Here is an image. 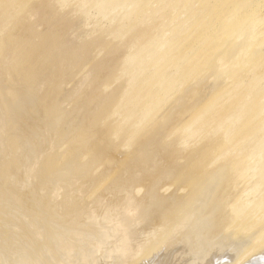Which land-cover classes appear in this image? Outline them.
Instances as JSON below:
<instances>
[{"label": "rangeland", "instance_id": "rangeland-1", "mask_svg": "<svg viewBox=\"0 0 264 264\" xmlns=\"http://www.w3.org/2000/svg\"><path fill=\"white\" fill-rule=\"evenodd\" d=\"M105 1L107 2V6L110 7V12L109 10L105 13L101 12L99 9L101 2L99 0V3H94L93 0H0V113L2 112L1 114L4 117H1L2 115L0 114V241H4V243L0 242V246L7 245L4 248H8L6 250H11L12 252L10 251L9 253L5 250L4 254L15 256L14 261L18 264H24V259L27 261L26 264H55L52 262H56V264H90L88 262L91 261L92 263V260L101 264H137L140 261L139 259L148 252V250L145 252L144 249L151 248L152 244L155 243L156 235H153V233L158 234L161 230L163 232V227L160 230L162 225H169L164 226L168 227L165 229H169L175 225L173 222L171 223L174 219L167 222L173 215V212L168 210L170 213L167 212L169 213L167 214L166 211L169 209L167 208L169 206L166 205H163L167 208L166 211L164 210L166 217L164 218L165 215L163 214V209L165 208L161 205L163 209L160 210L163 212V218L161 216L157 222L155 221L156 214L158 215L160 210L158 209L157 212V209L154 210L156 208L154 206H156V203L157 206L159 204L155 200L156 196L152 195L153 198L151 194L148 196L147 193L152 184V181L149 182L147 177L156 179V172L154 171H156V160L159 158V154L157 155L158 147L171 145V142L172 145L174 144L173 148L175 150L179 146L177 152H180L174 153V159L182 163V161L186 160L187 153L195 145L199 147L204 143L205 146L208 144H205L207 140L208 142L211 141L210 135L213 137V134L217 132V129L214 128L215 125L221 124L224 118L228 119L231 117L235 103L236 106H239L240 102L241 110L247 107L249 109L253 105L250 108H253V112L250 114V109L247 110V114L250 115H246L237 127L245 130H254L256 127L263 129L264 126V0ZM122 2H125L126 6L120 7L118 5ZM256 19L258 20L257 26L259 32H257L256 39L251 47L253 50H249L251 54H248V62H246L239 72L237 71L232 76L229 75L231 77L222 75L226 77L225 80L220 75L221 79L214 77L215 74L212 76L213 70L208 68V71V69L202 68L209 62L213 53L221 47L222 44L220 45V43L223 40L232 37V34L237 33L239 28L244 25L247 27ZM234 27L237 28V31ZM137 29L140 30L138 33H136ZM135 36L137 41L135 40ZM126 40L129 43H126ZM138 40L144 45L140 46L141 44ZM133 48L134 50H136L135 48L139 49L134 51L139 56L135 57ZM128 50H130L131 56L127 57L129 55V53H126ZM141 50L143 51L141 52ZM254 54L257 56L255 57ZM133 55L136 59L132 57ZM142 55L144 57L147 56L145 60L141 61L143 64L138 67L134 66L132 58L136 61L138 57L142 58ZM224 55L222 56L226 58V53ZM127 58L132 61L129 62ZM121 59L124 61H121ZM130 64L133 66H130ZM123 68H126V71L128 70L127 74H125ZM202 69L203 71H201ZM205 70L207 75L204 74ZM201 72L203 75H201ZM128 74L130 77H128ZM198 76L200 77L199 79ZM208 76L211 77V81L207 80ZM216 76L219 77L218 75ZM215 78L216 83L214 84ZM132 79L133 83L129 82ZM208 81L211 83L209 84ZM13 82L14 84H12ZM124 84L126 88H124ZM220 85L221 88L219 87ZM192 86L195 89H199L198 91L196 90L197 93H190L191 96L188 92L185 93V90H191ZM200 86L202 87L200 88ZM114 92L116 93L115 95L113 94ZM119 92L123 94V97ZM182 93L185 96L188 94L186 98H184L185 96ZM104 95L105 97L110 96L109 100L100 103L99 98ZM120 97L122 98L119 102L120 107L123 105L122 100H126V102L124 101L125 106L121 109H127L126 106H129V102H131L130 105L138 103V107L134 106L135 110L132 108L133 110L131 109L130 112L131 114L134 112L136 115L138 114L137 119H130V121L133 119V123L128 121L129 118L125 119L126 113L129 114L126 110L124 117H121V115L116 116L121 113L124 114L123 112L119 113V111H122L121 109L116 108V110L118 109L116 111L118 114L114 113V108L118 103V101L117 103L114 101L116 99L120 100ZM182 98L185 102L188 101L185 103ZM248 98L249 100L256 99L248 106L247 103L251 102ZM111 99H114V101L110 102ZM127 99L129 100L128 103ZM243 100L247 101L246 104ZM182 101L184 103L181 106L178 103H182ZM106 103L113 105H107V109H105L106 107L103 109ZM211 104H215L216 107L214 105L215 108L213 109ZM232 105L233 109H231ZM199 106L204 109L208 108V110L212 108L211 117L215 119L211 123L210 120L207 123L209 118L207 119L203 115H200V117L207 120L206 123L204 119V122L202 121L205 123H202L203 126L202 124L200 125L201 127L195 124L193 125L195 129L189 125L190 128H187L188 126L185 122L194 118L195 114H193L194 116L191 114L194 113L195 109H200L197 108ZM206 106L207 108H205ZM238 106L237 109L235 108L236 111L239 110ZM174 107L177 110H173ZM128 108H131V106ZM167 108H170V112L173 110L176 113L179 109L180 113L178 112L174 117L172 116L173 121H169L168 119L162 130L158 131L156 130L157 124H161L160 122L166 120L163 118V114ZM204 109L200 110L208 115L210 112ZM198 113L201 114L199 110ZM135 114H133V117H136L134 116ZM206 114L204 115L207 116ZM129 116L132 117V115H126V117ZM121 118L124 120H121ZM120 120L124 122L122 123ZM119 121L121 123L118 127ZM193 121L195 119L191 120V123ZM116 123L117 126H115ZM124 123L125 125H123ZM191 123L189 122L190 125ZM4 124L5 126H3ZM131 124H133V128ZM134 124L139 125L135 126ZM207 124H209V128L211 129L206 128ZM183 125L187 127L183 129ZM218 126L217 128L220 129L221 127ZM87 127L95 130L88 132L89 129L86 130ZM118 128L122 130L120 131ZM180 128L183 131L185 130V132L186 130L191 131L193 129L192 132L188 131L186 135L190 136L191 134L192 136L194 134V136H190L187 139L188 137L184 132V136L187 137L184 138L183 133L179 134ZM96 129H105L103 137L106 138L102 137L103 130H100L98 133ZM179 129L180 131H178ZM206 129L210 134L206 133ZM212 129L216 131H212ZM164 131L165 133H163ZM158 132L162 134H160V137H158ZM100 133H102L101 140L103 141L104 139L105 142H109L111 147L96 149L97 159H92V150H90L92 146H89L88 142L91 143L92 135L94 137L95 134L97 136ZM128 133L129 135H127ZM170 133L174 139L176 137L178 139L182 135L179 140L175 139L173 143ZM175 135L177 136L175 137ZM22 138L26 145L20 142ZM181 140L183 141L179 142ZM176 142H179V145ZM214 143L217 142L211 141L208 146L204 147H208V150L204 151L206 152L205 158L207 152V157L210 155L208 157L209 160L210 157L214 159L215 155H217L216 151L218 149L216 150V148L219 145L216 144V147ZM144 144L147 147H144L146 146ZM198 147L195 146V150ZM23 148L43 150L40 155L41 159L39 160L41 161L39 166L43 160L45 165L47 162L46 171L42 168L46 174L34 166L33 159L35 157L27 158L23 156ZM147 148L150 151L146 152ZM110 150L111 152H109ZM204 151H201V153ZM159 152L161 153L162 150ZM201 153H196V157H201L199 159H203L204 162L206 160L207 165L205 166L206 163L203 160H195L198 163V166L195 165V169L199 167L198 171H201L205 167V169H208L207 166L211 163L207 161V158L204 159V155ZM210 153L215 155L212 156ZM193 156L191 159L189 158L190 163L188 161L187 165H183L184 167L186 166L185 168L188 169L191 164V167L194 169L192 165L195 164L194 158L196 159V157L195 155ZM216 157L218 158V155ZM132 158H136L137 160L135 159V162H133L134 159ZM120 160L122 161L121 163ZM214 161L216 164L218 163L216 158ZM199 162H203L202 164L205 167L201 168L202 164ZM211 165H209L210 168L213 166ZM191 167L190 169L192 170ZM130 168L134 169V174L136 173L135 186L130 185L132 187H130L129 192L127 188H123L124 185H120L113 190L115 184L112 185V182L118 178L117 172L121 174L127 169L130 170ZM36 169H39L41 172ZM157 169L160 173L163 170L160 166ZM148 173L151 174L148 176ZM142 174L147 177L141 179ZM195 174L194 172V175L189 176L190 179L187 178L188 175L186 176V174L181 178H178L180 176H170L167 178L163 176L161 178L163 181L160 183L162 185L161 188L165 191L162 193V189L160 188V193L165 194L164 196L170 204L178 196L182 195L184 197L191 188L192 182L195 179L194 176L197 177ZM125 175L124 177H128V173ZM157 188L155 185L151 189L154 192H152L153 194H156ZM180 188L181 190L182 188L185 189L180 191ZM45 190L49 193L47 194L49 196L46 195L47 199H51V202L54 201L51 204L54 208L52 206L47 208L43 205L42 202L44 200L42 199L46 197ZM64 193L67 195L69 205L75 202V206L78 203H80L78 204L80 206L75 207L72 204L70 206L73 207L66 209L57 208L58 205H63V202H60V198ZM151 197L155 204L151 203ZM131 202L135 203L130 205ZM140 206L143 211H140ZM124 212L127 215L129 214L132 219L128 228H131L133 225L135 227H132L134 229L133 232H136L139 227H146V230L151 229L153 231L152 235L155 237L146 238L145 235L142 236L145 232L144 230L142 234L138 233L142 237H140L139 241L134 233L126 230L127 228H125L127 233L118 231L121 232L120 235L118 233V236L117 232L116 234L112 232L111 237L114 239L110 238L112 242L120 238H132V240H129L128 245H134L135 252L133 254L136 256L134 257L133 254H122L120 261L114 262L112 259L104 260L101 257L105 253L104 248L106 247L104 245L109 246L110 243H105L100 238L110 233L107 231L120 227L118 224L123 226L121 220L122 216L124 218ZM161 212L159 213L160 215ZM168 215L170 216L168 217ZM139 216L142 219L140 221ZM146 218H151L148 221L149 224H146ZM152 219L156 224L151 221ZM96 225L99 227L97 228ZM100 226L102 229H100ZM92 227H94L93 229L96 230V233L92 230ZM61 228L64 230H60ZM103 229L106 233L104 231L102 233H100L101 231L99 232V230ZM67 232L68 234H65ZM6 235H9L8 239L5 237ZM3 237L9 240V242L6 239H1ZM46 237H50L49 240ZM44 239L47 240L46 243H44ZM93 239H97V243ZM153 239L155 240L153 241ZM40 240L42 241L41 243ZM133 240L139 242L136 241L135 243ZM85 243H87V248L83 247ZM93 243L95 246L92 245ZM98 243L105 244L102 246ZM140 243L141 245H139ZM96 244L97 246L100 245L98 246L99 248L96 247ZM11 246H14V249ZM57 246L61 251L55 253L57 252L55 250L58 248ZM101 246L103 249H101ZM111 246L113 250L115 248L114 244L112 243ZM143 246H145L144 249L142 248ZM24 248L26 250L27 248L30 249L29 252L28 250L25 251L29 255H25L24 252L22 255L18 253L24 250ZM89 248L93 249L92 252L95 253L90 255L91 251ZM139 248H142V251ZM88 249L90 253L89 251L86 252ZM138 249L139 252L137 251ZM82 250H85V255L89 253V260H87L88 258ZM80 251L85 256L82 259L80 257L77 258ZM57 254H60L59 257H56ZM132 256L134 257L133 259ZM2 263L1 261L0 264Z\"/></svg>", "mask_w": 264, "mask_h": 264}, {"label": "bare ground", "instance_id": "bare-ground-1", "mask_svg": "<svg viewBox=\"0 0 264 264\" xmlns=\"http://www.w3.org/2000/svg\"><path fill=\"white\" fill-rule=\"evenodd\" d=\"M93 2L94 3H97L98 2V0H93ZM99 2H101L100 3V5H99V9L101 10V12H106L107 10H109V6H107V2L105 1V0H99ZM98 2V3H99ZM118 5H120V7H124V6H126V3L125 2H122V3H119ZM112 6V5H111ZM114 7H116V6H114ZM111 9H113V8H111ZM109 12H110V10H109ZM249 14V13H248ZM103 15V14H102ZM251 17V16H250ZM225 19V18H224ZM251 19V18H250ZM220 20V19H219ZM228 21V20H227ZM220 22V21H219ZM218 22V23H219ZM244 22V21H243ZM247 23V22H246ZM244 24V23H243ZM240 25V24H239ZM248 25V24H247ZM258 20L256 19V20H254L253 22H251L247 27H245L246 25H244L243 27H241V28H239V31H237V28L236 27H234V28H236V31H237V33L235 32V34H232V37H230V38H227V39H225V38H223V39H225V40H223V42L222 43H220V45H221V47L218 49V50H216L214 53H213V56L211 57V59L209 60V62L206 64V66L205 67H202L203 69L204 68H206V70L209 68L210 70H213V73H212V76H213V74H215V76L214 77H216V78H219V79H221L220 78V76L223 78H225V80H226V77L225 76H229V75H234V74H236L237 73V71L239 72V70L242 68V67H244V65L246 64V62H248L247 61V59H249L248 58V54L250 53L249 52V50L250 49H252L251 47H252V45L254 44V40L256 39V36H257V32H259V29H258ZM242 26V25H241ZM220 28H221V26H219ZM239 27V26H238ZM139 29H141V28H139ZM139 29H137V32L136 33H138V31H140ZM136 30V29H135ZM217 31H219L218 29H217ZM226 33H228V32H226ZM224 35V34H223ZM234 35V36H233ZM137 36V35H136ZM136 36H135V40L137 41V39H136ZM226 36V35H225ZM229 36V35H228ZM138 37V36H137ZM223 37V36H222ZM261 37V36H260ZM127 38V37H126ZM125 38V39H126ZM129 38H130V36H129ZM128 38V39H129ZM134 38V37H133ZM124 39V40H125ZM131 39H132V37H131ZM139 39V38H138ZM123 40V41H124ZM221 40V39H220ZM120 41H122V40H120ZM125 42V41H124ZM129 43V41H127L126 40V43ZM138 42L141 44V41L140 40H138ZM253 42V43H252ZM123 43V42H122ZM217 43V42H216ZM219 43V42H218ZM124 44V43H123ZM143 44V43H142ZM142 44L140 45V46H142ZM128 45V44H127ZM144 45V44H143ZM218 45V44H217ZM42 46V45H41ZM124 46V45H123ZM126 48H127V46H125ZM208 48V47H207ZM254 48V47H253ZM131 49V48H130ZM136 50H139V49H137V48H135ZM143 49V48H142ZM133 50V52L134 51H136V50H134V48L132 49ZM253 50V49H252ZM143 50H141V52H142ZM256 51V50H255ZM126 52V51H125ZM130 52V50H128L126 53L128 54ZM221 52H222V54H221ZM253 52V51H252ZM136 53H139V52H136ZM144 53H145V51H144ZM224 53H226V55H227V57L225 58V57H223L222 55H224ZM256 53V52H255ZM260 53V52H259ZM125 54V53H124ZM123 54V55H124ZM131 53H129V55H127V57L128 56H131L130 55ZM133 54H135V52L133 53ZM251 54V53H250ZM257 54V53H256ZM138 55V54H137ZM137 55L135 54V57H137ZM38 56V55H37ZM139 56V55H138ZM225 56V55H224ZM252 56H253V53H252ZM254 56H255V54H254ZM257 56V55H256ZM255 56V57H256ZM122 57V56H121ZM132 57H134V55L132 56ZM131 57V58H132ZM134 57V58H135ZM147 57V56H146ZM146 57H144V55H142V58L141 57H138V59L135 61L133 58H132V60L134 61V62H132V64L134 65V66H140V65H142L143 63L141 62L142 60H145V58ZM37 58V57H36ZM125 58H126V55H125ZM124 58V59H125ZM130 58V57H129ZM225 58V59H224ZM128 59V58H127ZM136 59V58H135ZM123 59H121V61H122ZM129 60V59H128ZM131 60V61H132ZM107 61V60H106ZM124 61V60H123ZM130 60H129V62H131ZM36 64V63H35ZM108 64V63H107ZM109 65V64H108ZM133 65H131L130 64V66H133ZM123 66V65H122ZM204 66V65H203ZM248 66V65H247ZM126 67V66H125ZM145 68V67H144ZM22 69H23V67H22ZM26 69H27V67H26ZM31 69V68H30ZM124 69V68H123ZM143 69V68H142ZM203 69L201 70V71H203ZM209 69H208V71H209ZM121 70H122V68H121ZM133 70V69H132ZM131 70V71H132ZM138 70V69H137ZM141 70V69H140ZM206 70L204 71L205 73L204 74H206L207 72H206ZM20 71H21V69H20ZM19 71V72H20ZM130 71V70H129ZM18 72V73H19ZM22 72V71H21ZM37 72V71H36ZM119 72V71H118ZM117 72V73H118ZM120 72H122V71H120ZM124 72H125V74H127L128 73V70L126 71V68L124 69ZM138 72H139V70H138ZM141 72H142V70H141ZM26 73V72H25ZM116 73V74H117ZM202 73V72H201ZM121 74V73H120ZM122 74L124 75V73L122 72ZM136 74H137V72H136ZM199 74V73H198ZM209 74V73H208ZM201 75H203V73L201 74ZM207 75V74H206ZM210 75H211V73H210ZM216 75H220L219 77H217ZM222 75H225V76H222ZM34 76V75H33ZM131 76H133V75H131ZM199 76H200V74H199ZM198 76V79L200 78ZM231 76H229V77H231ZM35 77V76H34ZM128 77H130V75L128 74ZM206 77V76H205ZM229 77H227L228 79H229ZM36 78V77H35ZM34 78V79H35ZM115 78H116V76H115ZM121 78V77H120ZM133 78H134V76H133ZM203 78V77H202ZM210 78L211 77H207V80L209 79L210 80ZM216 78H215V81H214V84L216 83ZM238 78V77H237ZM118 79V78H117ZM117 79H115V80H117ZM123 79V78H122ZM130 79V78H129ZM135 79V78H134ZM233 79V78H232ZM18 80H20V79H18ZM114 80V79H113ZM119 80V79H118ZM128 80V79H127ZM206 80V81H207ZM214 80V79H213ZM218 80V79H217ZM121 81V80H120ZM205 81V82H206ZM211 81V80H210ZM116 82H118V81H116ZM124 82V81H123ZM129 82H132L133 83V79H132V81H130L129 80ZM209 82V81H208ZM218 82V81H217ZM125 83V82H124ZM194 83V82H193ZM195 83H196V79H195ZM201 83V82H200ZM211 82H209V84H210ZM225 83V82H224ZM12 84H14V82L12 83ZM36 84V83H35ZM23 85V84H22ZM115 85H116V83H115ZM125 85V84H124ZM126 85H127V83H126ZM126 85L124 86V88H126ZM198 85V84H197ZM196 85V86H197ZM200 85V84H199ZM222 85V84H221ZM221 85L219 86L220 88H221ZM30 86V85H29ZM32 86V85H31ZM41 86V85H40ZM190 86V85H189ZM194 86V85H193ZM192 86V87H193ZM202 86H203V83H202ZM202 86H200V88L202 87ZM212 86H213V83H212ZM215 86V85H214ZM217 86H218V84H217ZM37 87V86H36ZM35 87V88H36ZM122 87V86H121ZM204 87V86H203ZM124 88H123V91H124ZM187 88V87H186ZM185 88V89H186ZM199 89V88H198ZM198 89L196 88H192L191 90L189 89V91H186L185 90V93L186 92H188V94H193L192 92H194V93H197V91H198ZM197 90V91H196ZM201 90V89H200ZM23 91V90H22ZM27 91V90H26ZM119 91V90H118ZM121 91V90H120ZM209 91V90H208ZM122 92V91H121ZM202 92V91H201ZM207 92V91H206ZM211 92V91H210ZM212 92H213V90H212ZM212 92H211V94H212ZM142 93V92H141ZM200 93V92H199ZM36 94V93H35ZM114 95L116 94L115 92L113 93ZM119 94H120V92H119ZM183 94V93H182ZM187 94V95H188ZM190 94V95H191ZM120 95H122V97H123V94H120ZM184 95V94H183ZM186 95V96H187ZM118 96V95H117ZM137 96H138V94H137ZM181 97H182V95H180ZM185 96V95H184ZM186 96L184 97V98H186ZM192 96V95H191ZM109 97L110 96H107V97H105V95L104 96H101L100 98H99V101H100V103H104V102H107L108 100H109ZM116 97V96H115ZM139 97V96H138ZM137 97V98H138ZM254 97H256V96H254ZM20 98V97H19ZM36 98H37V96H36ZM188 98V97H187ZM206 98V97H205ZM251 98H252V96H251ZM121 97H120V100H117L116 99V101H114V99H111L110 100V102L111 101H114V102H116L117 103V101H118V103H117V105H116V107L114 108V106H113V108L115 109L114 111V113H117L116 111H118V109L120 110L123 106H125V102H126V100H122V103H123V105L120 107L119 106V102L121 101ZM131 99L133 100V98L131 97ZM178 99V98H177ZM176 99V100H177ZM180 99V98H179ZM183 99V98H182ZM197 99H199V98H197ZM196 99V100H197ZM209 99V98H208ZM236 99V98H235ZM247 99V98H246ZM256 98H253V99H250L251 100V102H249L250 100H249V98H248V102L249 103H247L248 104V106H249V104L251 105L252 104V102H254V100H255ZM135 100V99H134ZM187 100V99H186ZM201 100H202V98H201ZM125 101V102H124ZM137 101H139V100H137ZM183 101L185 102V100L183 99ZM182 101V103H178V104H183L184 102ZM188 101V100H187ZM186 101V102H187ZM240 101H242V100H240ZM244 101V100H243ZM22 102V101H21ZM129 102V100L127 99V103ZM133 102H135V101H133ZM132 102V103H133ZM179 102V101H178ZM180 102H181V100H180ZM185 102V103H186ZM200 102V101H199ZM238 102H239V100H238ZM246 100L244 101V103L246 104ZM126 103V105H128ZM130 104H131V102H129ZM136 103V102H135ZM174 103H175V101H174ZM173 103V104H174ZM243 103V102H242ZM244 103H243V105H244ZM1 104V103H0ZM129 104V106H131V108H128L127 106H126V108L127 109H129V110H127V109H125V108H123V109H121L122 111H119V113L120 112H123L124 114H118V115H116V116H120L121 115V117L123 116L124 117V115H125V110L127 111V112H129V114H127L126 113V115H132V117L131 116H129V117H126V115H125V119L126 118H129L128 119V121L129 122H132L133 121V119L134 118H136L137 119V117H138V114L136 115L135 114V112L133 113V114H135L134 116H136V117H133V114H131L130 112H131V109L133 108L134 109V106L135 107H138V103H136L135 105L134 104H132V105H130ZM188 104V103H187ZM240 104H241V102H240ZM240 104H239V110L238 111H236L235 110V108L237 109V106H236V103H235V105H234V110L232 111L233 113H232V115H231V117H229L228 119H226V118H224L223 119V121L221 122V124H218V125H215V127L214 128H216L217 129V132L215 133V134H213V137H212V135H210V137H211V141L212 142H217V143H214L215 145L217 144V145H219L218 146V148H216V150L218 149V151H216V152H214L215 150H213V152L214 153H216L217 155H218V158L216 157L217 155H215V154H212V153H210V154H212V156H214L215 155V158H216V160H217V164H216V162L214 161V159H211V157H210V160H209V156L210 155H208V157H207V154H208V152H207V154H206V158L208 159L207 161H210L211 163H209V165L210 164H212L211 166V168L209 167V165L207 166L208 167V169H205L206 167V165H207V163H206V160H205V162H204V160L203 159H199V158H201V157H196V153H201V151H204V150H208V147L207 148H204L205 146H208L209 145V143H211V141H209L208 142V140H207V142L205 143V144H207V145H205L204 146V143L201 145V146H199L198 147V145H195L196 147H198L196 150H195V146L192 148V149H194L193 151H191L190 150V152L189 153H187L188 155L185 157V159L186 160H184V161H182V163L179 161H176L175 159H174V153L175 152H177V148L179 147H175L176 148V150L173 148V146H174V144L172 145V142H171V145H165V146H163V147H158V142H157V147H158V149H157V155L159 156V158H157V160H156V171H154V172H156V179L155 178H153V177H147V176H145L144 174H142L141 175V179H143V178H145V177H147L148 179H149V182H151L152 181V184L150 185V188H149V191L147 192L148 193V196H150V194H151V196L152 195H154V196H156V201H158V206H157V203H156V206H154V207H156L154 210H156L157 209V212H158V209L160 210H162L163 209V207L165 208L166 206H169V207H167V208H169V209H167V208H165V209H163V211L165 210L166 211V209H167V211H166V213L167 212H173L172 214V216H171V218L167 221V222H169V221H171L172 219H174L173 221H171V223L173 222L175 225L174 226H172V227H170L169 229H165V228H168V227H164V226H169V225H167V224H165V225H162L161 226V228H160V230L162 229V227L164 228V230H163V232H162V230L158 233V234H155V233H153V235H156V237L155 236H153L152 235V230L151 229H148V230H146L145 228L146 227H139L137 230H136V232H133L134 231V229L133 228H135V227H133V225H132V227L131 228H128L129 227V225H130V223H131V221H132V219L130 218V215L128 214H125V212L123 213L124 214V218H123V216H122V225L123 226H121V225H119L118 224V226H120V227H116V228H114V229H111L112 231H107V232H110L109 234H106L104 237H102V238H100L101 239V241H103V242H105V243H110L109 244V246L107 245V246H105L104 245V247H106V248H104V252H102V253H104V256H101L102 257V259H112V260H114V262L116 261H120L121 259H120V257L122 256V254H130V255H132L135 251H134V245H128V243H129V240H132V238L130 239V237L127 239V238H125V239H119V240H115L114 242H112L111 241V239L110 238H112L111 237V234H112V232L114 233V234H116V232H117V236H118V233H119V235H120V233L121 232H118V231H122V232H124V233H127V231L128 232H132V233H134V235H135V237L137 236L138 237V240L140 239V237L141 236H139V234H142V232L145 230V232L142 234V236L143 235H145V237L147 238V237H151L152 238V236L153 237H155L156 238V241H154L155 239H153V241L155 242V243H153V241H151L153 244H155V245H153L152 244V247H151V245H149L151 248H149V249H144L145 248V246H143L142 248L144 249V251L145 252H147V250H148V252L142 257V258H140L139 260V262L137 263V264H264V126H263V129H260V128H258V127H256V128H258V129H254V130H245V129H243V128H241V127H237L238 126V124H239V122H242V119L246 116V115H248L247 113H248V111L247 110H249L253 105H251L250 106V108L248 109V107L245 109V108H243V110H241V108L242 107H240ZM19 105H21V104H19ZM24 105V104H23ZM107 105H110V104H108V103H106L105 105H104V107H103V109L107 106ZM111 105H113V104H111ZM110 105V106H111ZM137 105V106H136ZM172 105V104H171ZM196 105V104H195ZM212 105V108L214 109L215 107H216V105L215 104H211ZM214 105H215V107H214ZM2 106V105H1ZM170 106V105H169ZM177 106H179V105H177ZM182 106V105H181ZM210 106V105H209ZM10 107V106H9ZM120 107V108H119ZM172 108H173V106H171ZM184 107V106H183ZM189 107H190V105H189ZM233 107V105L231 106V109H233L232 108ZM246 107V106H245ZM110 108V107H109ZM116 108H118L117 110H116ZM197 108H200V106L199 107H197ZM205 108H207V106L205 107ZM212 108H210L209 110H208V108L207 109H204V108H200V109H204V110H208L210 113H208V115L210 116H208L206 113H204V112H202L200 109H198L199 111H200V113L201 114H199L198 113V110H196L195 109V111H194V113H192L191 115H193V114H195V116H194V118H191L190 119V121L188 120V122L186 121L185 122V124L188 126H192L193 127V125H201L203 122H204V119L205 118H209L208 119V122L207 123H209V120H210V123H211V121L212 120H214L215 118L214 117H211V111H212ZM105 109H107V107L105 108ZM132 109V110H133ZM177 110V108H175L174 107V109L173 110ZM184 109V108H183ZM217 109V108H216ZM215 109V110H216ZM1 110V109H0ZM26 110V109H25ZM28 110H29V108H28ZM110 110V109H109ZM135 110V109H134ZM170 110V108L168 109L167 108V110H166V112H164V114H163V118H165L166 120L165 121H163V122H160L161 124H157V128H156V130H158V131H160V130H162V128L166 125V121L169 119V121L170 120H172L173 121V117L179 112V109H178V112L176 113V111H169ZM186 110V109H185ZM218 111H219V109H217ZM216 110V112H218ZM16 111H18V110H16ZM111 111H112V109H111ZM138 111V110H137ZM170 112V114H169V112ZM184 111V110H183ZM182 111V112H183ZM103 112V111H102ZM251 112H253V108L252 109H250V111H249V113L251 114ZM2 113V112H1ZM0 113V114H1ZM20 113V112H19ZM112 113V112H111ZM113 113V114H114ZM180 113V112H179ZM9 114V113H8ZM18 114V113H17ZM16 114V115H17ZM33 114V113H32ZM105 114V113H104ZM199 114V115H198ZM204 114H206L207 116H205ZM221 114V113H220ZM249 114V115H250ZM2 115V114H1ZM115 115V114H114ZM198 115V116H197ZM200 115H203V117H205V118H203V117H200ZM222 115V114H221ZM248 115V116H249ZM115 116V117H116ZM173 116V117H172ZM193 116H191V117H193ZM1 117H3V115L1 116ZM197 117H199V118H197ZM4 118V117H3ZM2 118V119H3ZM24 118V117H23ZM131 118H133L132 119V121H130V119ZM162 118V117H161ZM160 118V119H161ZM211 118V119H210ZM117 119V118H116ZM116 119H115V121H116ZM195 119V121H193L192 123H191V120H194ZM241 119V120H240ZM1 120V119H0ZM103 120H104V116H103ZM121 120H124L123 118H121ZM120 120V121H121ZM164 120V119H163ZM240 120V121H239ZM8 121V120H7ZM119 121V124H118V127L120 126V123L122 122H124V121H121L120 122ZM160 121V120H159ZM171 121V122H172ZM200 121V123H198ZM203 121V122H202ZM206 119H205V123H206ZM1 122H3V121H1ZM100 122V121H99ZM98 122V123H99ZM114 122V121H113ZM127 122V121H126ZM125 122V123H126ZM134 122V121H133ZM132 122V123H133ZM137 122V121H136ZM135 122V123H136ZM189 122L191 123V125L189 124ZM262 122H263V120H262ZM125 123L123 124V125H125ZM188 123V124H187ZM198 123V124H197ZM205 123H203V124H205ZM260 123H261V121H260ZM259 123V124H260ZM128 124V123H127ZM126 124V125H127ZM137 124V123H136ZM170 124V123H169ZM203 124H202V126H203ZM20 125V124H19ZM101 125H102V123H101ZM104 125V124H103ZM106 125V124H105ZM129 125V124H128ZM133 124H131V126H132ZM135 125V124H134ZM139 125V124H138ZM138 125H135V126H138ZM160 125V126H159ZM182 126L183 127V129L184 128H186L187 126ZM211 126H212V124H210ZM3 126H5V124L3 125ZM2 126V127H3ZM22 126V125H21ZM51 126V125H50ZM115 126H117V123L115 124ZM115 126H114V128H115ZM167 126H168V123H167ZM187 127V128H190V127ZM217 126L218 127H221L220 129H218L217 128ZM252 126V125H251ZM250 126V128H252ZM256 126V125H255ZM261 126V125H260ZM113 127V126H112ZM121 127H122V125H121ZM130 127V126H129ZM129 127H128V129H129ZM181 127V128H182ZM197 127V126H196ZM201 127V126H200ZM209 128V124H207L206 125V128ZM0 128H1V126H0ZM95 128V127H94ZM113 128V129H114ZM132 128H133V126H132ZM135 128V127H134ZM180 128V129H181ZM194 129H195V126L193 127ZM254 128V127H253ZM9 129V128H8ZM89 129V130H88ZM116 129H117V127H116ZM119 129V128H118ZM130 129H131V127H130ZM180 129L178 130V131H180ZM209 129H211V128H209ZM208 129V130H209ZM51 130V129H50ZM86 130H88V132H90L91 130H95V129H91L90 127H87V129ZM98 130V131H97ZM101 130V129H100ZM100 130L99 129H96V132H100ZM103 130V129H102ZM101 130V131H102ZM105 130V129H104ZM104 130H103V134L102 133H100L99 135H97L96 136V134H95V136L93 137V135H92V139H91V143L90 142H88L87 144L89 145V146H92V147H90L91 149L90 150H92L91 152H92V154H91V152H89L92 156H91V158L92 159H97V155H96V153H95V150L97 149H102V148H110L111 146L109 145V142L107 143V141L105 142V138L106 137H103L104 136ZM120 130V129H119ZM122 130V129H121ZM120 130V131H121ZM127 130V129H126ZM133 130V129H132ZM193 130V129H192ZM192 130L190 131V130H188V131H190V132H192ZM197 130V129H196ZM199 130V129H198ZM124 132H125V130H123ZM166 131V130H165ZM165 131L163 132V133H165ZM174 131V130H173ZM176 131V130H175ZM182 131V132H181ZM181 131L179 132V134L180 133H183V136H184V132H185V130L183 131L182 129H181ZM187 130H186V132H185V135L187 134V132H188ZM205 131H207V129L205 130ZM212 131H216V130H214V129H212ZM1 132H2V130H1ZM113 132H114V130H113ZM133 132V131H132ZM177 132V131H176ZM194 132V131H193ZM97 133V134H98ZM106 133H107V131H106ZM109 133V132H108ZM159 133V132H158ZM206 133H209L210 134V132H206ZM214 133V132H213ZM1 134V133H0ZM101 134H102V137L104 138L103 139V141L101 140ZM114 134V133H113ZM119 134H120V132H119ZM160 134L161 133H159V136L158 137H160ZM177 134V133H176ZM179 134H177V135H179ZM190 134V133H189ZM212 134V133H211ZM33 135V134H32ZM61 135V134H60ZM127 135H129V133L127 134ZM162 135V134H161ZM168 135H169V132H168ZM170 135H171V133H170ZM177 135H175V137L177 136ZM182 135V134H181ZM180 135V136H181ZM39 136V135H38ZM165 136V135H164ZM166 136H167V133H166ZM172 136V135H171ZM170 136V137H171ZM180 136H179V138H180ZM188 138H187V137ZM186 136H184V138L186 137L187 139H189V137L191 136V134H190V136L189 135H186ZM192 136H194V134L192 135ZM191 136V137H192ZM125 137V136H124ZM123 137V138H124ZM172 138H173V136H172ZM179 138L177 139V137L175 138V139H177V140H179ZM183 138V139H184ZM42 139V138H41ZM146 139H148L147 137H146ZM157 139H159V138H157ZM167 139V138H166ZM174 138L172 139V141H173V143H174V140H175ZM181 139H182V137H181ZM122 140V139H121ZM126 140H127V138H126ZM125 140V141H126ZM168 140V139H167ZM176 140V141H177ZM191 140H192V138H191ZM210 140V139H209ZM24 140H23V138H22V140L20 141V142H23ZM39 141V140H38ZM100 141V142H99ZM124 141V142H125ZM160 141V140H159ZM183 140H181V141H179V142H182ZM189 141V140H188ZM18 142V141H17ZM31 142V141H30ZM124 142H123V145H124ZM167 142V141H166ZM179 142H176V144L177 145H179L178 143ZM187 142V141H186ZM24 144H25V142H23ZM142 143H145V142H142ZM185 143V142H184ZM199 143V142H198ZM163 144V143H162ZM213 144V143H212ZM212 144H211V146H212ZM26 145V144H25ZM25 145H24V147H25ZM141 145V144H140ZM139 145V146H140ZM144 145H146V144H144ZM155 145V146H156ZM182 145V144H181ZM217 145H216V147H217ZM23 146V145H22ZM176 146V145H175ZM184 146V145H183ZM35 147V146H34ZM144 147H147V145L146 146H144ZM156 147V148H157ZM210 147V146H209ZM213 147V146H212ZM212 147H211V149H212ZM215 147V146H214ZM27 148V147H26ZM26 148H23L22 150H23V156L24 157H27V158H32V157H35L34 159H33V162H34V166L35 167H37V168H39L41 171H43L44 173H45V171H46V167H47V162H46V165L44 164L45 162H44V160H43V162H41L42 164L39 166V163H40V161L41 160H39V159H41V157H40V155H41V152L43 151V150H31V149H26ZM29 148V147H28ZM149 148V147H148ZM148 148H147V151L146 152H148V151H152V149H151V147H150V150H148ZM213 149H215V148H213ZM19 150V149H18ZM112 150V149H111ZM111 150L109 151V152H111ZM160 150H162V152L160 153L159 151ZM210 150V149H209ZM180 152V151H179ZM179 152H177V153H179ZM196 152V153H195ZM138 153H139V150H138ZM138 153H136V155H138ZM203 153V155H204V159H206L205 158V151L204 152H202ZM201 153V154H202ZM201 154H200V156H201ZM44 155V154H43ZM151 155V154H150ZM157 155H156V157H157ZM193 155H195V157H196V159L194 158V165H192V166H194V169L191 167V164H190V167L192 168V170L190 169V167L187 169V168H185L183 165L185 164V165H187L186 163H188V161H189V158L191 159V157H194ZM139 156H140V153H139ZM131 157V156H130ZM135 157H137V156H135ZM114 158V157H113ZM141 158V157H140ZM143 158V157H142ZM132 159H134V161L133 162H135V159L136 158H132ZM197 159H199L200 161H202L203 160V162L204 163H206L205 164V166H204V164H202L203 162H199L200 164H202V166H201V168L204 166L205 168L203 169L202 168V170L201 169H199V170H201V171H198V168L199 167H197L198 166V163H196L195 162V160L197 161ZM137 160V159H136ZM139 160V159H138ZM213 162H215V163H213ZM219 160V161H218ZM124 161V160H123ZM140 161V160H139ZM143 161V160H142ZM187 161V162H186ZM122 161L120 160V163H121ZM131 162V161H130ZM138 162V161H137ZM185 162V163H184ZM193 162V161H192ZM50 163V162H49ZM151 163H153V162H151ZM189 163H190V161H189ZM131 164V163H130ZM129 164V165H130ZM199 164V165H200ZM45 166V167H43V166ZM195 165H197L196 167V169H195ZM215 165V166H214ZM42 166V167H41ZM158 166H160V167H162L163 168V170H162V172L160 173V171L157 169V167ZM131 167H132V164H131ZM42 168H44L45 169V171H44V169L42 170ZM39 169H36V170H38V171H40ZM152 170V169H151ZM161 170V169H160ZM40 171V172H41ZM118 171V170H117ZM125 171H127V172H125ZM125 171H123L121 174H119L118 172H117V179L116 180H114L113 182H112V185L113 184H115V186H113L114 187V189L113 190H115L118 186H120V185H124L123 186V188H127V191L129 192V190H130V187H132V186H135V179H136V173L134 174V169L133 168H130V170L129 169H127V170H125ZM132 171V172H131ZM194 172L196 173L195 175H197V177L196 176H194V180H193V182H192V185H191V188H190V190H189V192L188 193H186V195L183 197L182 195L181 196H178L176 199H174V201L170 204L168 201H167V198H165V194L163 195V194H161L160 193V188L162 187V185H161V181H163V180H161V178L163 177V176H165L164 178H167V177H170V176H180V177H178V178H181L182 176H184L185 174H186V176L188 175V177L187 178H189V176H191V175H194ZM124 173V174H123ZM126 173H128V177H124V175L126 174ZM133 175H132V174ZM152 173V172H151ZM151 173H148L147 175L149 176V174H151ZM46 174V173H45ZM126 176V175H125ZM185 178V177H184ZM199 178V179H198ZM190 179V178H189ZM191 179H192V177H191ZM185 180H186V178H185ZM134 181V182H133ZM155 181H156V183H155ZM191 181V180H190ZM1 182V181H0ZM128 183V185H126ZM97 184V183H96ZM112 185H111V187H112ZM130 185H132V186H130ZM155 185H156V194H153L154 192L153 191H151V189L153 188V187H155ZM161 185V186H160ZM189 186V185H188ZM177 187V186H176ZM164 188V187H163ZM168 188V187H167ZM133 189V188H132ZM162 189V188H161ZM166 189V188H165ZM183 189H185V188H182V190H181V188L179 189L180 191H183ZM108 190V189H107ZM106 190V191H107ZM135 190V189H134ZM176 190H177V188H176ZM110 191V190H109ZM165 190H163L162 189V193L164 192ZM178 191V190H177ZM132 192V191H131ZM153 192V193H152ZM45 196L47 195V194H49V193H47V190H45ZM54 193V192H53ZM180 193V192H179ZM47 196H49V195H47ZM47 196L46 197H44L45 199H42V200H44L42 203H43V205L45 206V207H47V208H50L52 205V203L54 202H51V199H47ZM147 196V195H146ZM147 196V197H148ZM170 196V195H169ZM177 196V195H176ZM153 197V196H152ZM151 197V200L154 198H152ZM51 198V197H50ZM171 198V197H170ZM169 198V199H170ZM174 198H175V196H174ZM147 199H149V198H147ZM146 199V200H147ZM173 199V198H172ZM154 200V201H155ZM60 202H63V205H61V206H59L58 205V207L57 208H63V209H66V208H69V207H73V206H70V205H72V204H70L69 205V203H68V199H67V195L64 193L62 196H61V198H60ZM74 202V201H73ZM144 202H145V200H144ZM148 202H150L149 200H148ZM132 203H135V202H131L130 203V205L132 204ZM151 203H153V200L151 201ZM164 203V204H163ZM74 204H75V202H74ZM73 204V205H74ZM78 204H80V203H78ZM77 204V206H75V207H79L80 205H78ZM120 204V203H119ZM138 204V203H137ZM149 204V203H148ZM153 204H155V203H153ZM115 205V204H114ZM136 205V204H135ZM161 205L163 206V205H166V206H163V207H161ZM53 207V206H52ZM133 207H135V206H133ZM54 208V207H53ZM82 208H83V206H82ZM85 209V208H84ZM127 209V208H126ZM82 210V209H81ZM138 210H139V208H138ZM153 210V209H152ZM161 210H160V212H161ZM169 210V211H168ZM126 211V210H125ZM128 211V210H127ZM140 211H143V210H141V206H140ZM165 211H164V213L163 212H161V215L159 214L160 212H158V215H160V216H158L157 214H156V222H157V220H159L158 218L159 217H161V218H163V214L165 215L164 216V218L166 217V214H165ZM156 212V211H155ZM155 212H153V213H155ZM169 212V213H170ZM129 213V212H128ZM140 213V212H139ZM163 213V214H162ZM169 213H167V214H169ZM152 214V213H151ZM132 215V214H131ZM140 215V214H139ZM141 215H142V213H141ZM137 216H138V214H137ZM154 216V215H153ZM152 216V217H153ZM170 215H168V217H169ZM134 217V216H133ZM132 217V218H133ZM142 217V216H141ZM151 217V216H150ZM139 218H140V216H139ZM135 219H137V218H135ZM147 219V218H146ZM149 219H151V218H148L147 219V223L146 224H149ZM131 220V221H130ZM140 220H142L141 218L139 219V221ZM165 220V219H164ZM152 222H153V219L151 220ZM176 221V222H175ZM76 222H78V221H76ZM138 222V221H137ZM153 223H155V222H153ZM136 224V223H135ZM151 224V223H150ZM156 224V223H155ZM23 225H25V224H23ZM125 225V226H124ZM154 225V224H153ZM172 225V224H171ZM136 226V225H135ZM157 226H158V224H157ZM25 227H27L26 225H25ZM25 227H24V229H25ZM96 227L98 228L99 226H97L96 225ZM101 227V226H100ZM122 227V228H121ZM151 227V226H150ZM94 227H92V230H94L93 229ZM96 228V229H97ZM125 228H127L126 230L127 231H125ZM137 228V227H136ZM148 228V227H147ZM63 228H61L60 230H62ZM100 229H102V227L100 228ZM105 229H107V228H105ZM109 229V228H108ZM64 230V229H63ZM95 231V233H96V230H94ZM101 231V232H100ZM102 231H104V233H106V231L103 229V230H99V232L100 233H102ZM156 231H157V229H156ZM159 231V230H158ZM166 231V232H165ZM33 232H35V231H33ZM65 232H66V230H65ZM10 233V232H9ZM98 233V232H97ZM139 233V234H138ZM65 234H68V232L67 233H65ZM113 234V235H114ZM123 234V233H122ZM121 234V235H122ZM96 235V234H95ZM9 236V235H8ZM8 236L6 235L5 237L8 239ZM45 236H47V235H45ZM109 236V237H108ZM116 236V237H117ZM125 236H127V235H125ZM129 236V235H128ZM136 237V238H137ZM5 238V239H6ZM46 238H48V237H46ZM50 238V237H49ZM49 238H48V240H49ZM124 238V237H123ZM135 238V239H136ZM142 238V237H141ZM145 238V239H146ZM1 239H3V240H5L4 239V237L3 238H1ZM6 239V240H7ZM16 239V238H15ZM133 239H134V237H133ZM150 239V238H149ZM42 240V239H41ZM40 240V243L42 242ZM45 240V239H44ZM94 240V239H93ZM112 240H114L113 238H112ZM16 242H17V239L15 240ZM95 241V243H97V239L96 240H94ZM134 241V240H133ZM136 241L137 240H135L134 242L136 243ZM140 241V240H139ZM139 241H137V242H139ZM149 241V240H148ZM0 242H3L4 243V241H0ZM7 242H9V240H7ZM7 242H5V243H7ZM20 242V241H19ZM23 242V241H22ZM47 242V240H45V242L44 243H46ZM49 242V241H48ZM147 242V241H146ZM145 242V243H146ZM24 243V242H23ZM90 243V242H89ZM92 243V242H91ZM105 243H103V244H105ZM114 244V246H115V250L113 251L112 250V248L111 247H113V246H111V244ZM149 243V242H148ZM20 244V243H19ZM87 243H85V245H83V247H86L87 245H86ZM98 244H100V245H102L103 246V244L102 243H98ZM21 245H22V243H21ZM47 245V244H46ZM54 245V244H53ZM53 245H52V247H53ZM91 245V244H90ZM93 246H95V244L93 243L92 244ZM100 245H98V246H100ZM117 245V246H116ZM139 245H141V243L139 244ZM143 245V244H142ZM7 246V245H6ZM6 246H0V263H1V261L3 262L2 264H18L17 262H15L14 261V259L16 258L15 256H11V254H7L8 252L10 253V251H8V250H6V249H8V248H4V247H6ZM44 246V245H43ZM50 246H51V244H50ZM49 246V247H50ZM56 246V245H55ZM97 246V244H96V247H98ZM102 246H101V249H103L102 248ZM111 246V247H110ZM12 247V246H11ZM47 247V246H46ZM48 247V248H49ZM51 247V248H52ZM58 247V246H57ZM88 247V246H87ZM86 247V248H87ZM13 249H14V246L12 247ZM11 248V249H12ZM41 248H42V245H41ZM56 248V247H55ZM99 248V247H98ZM142 248L140 249V251H142ZM17 249V248H16ZM73 249V248H72ZM85 249V248H84ZM90 249V248H89ZM89 249L88 250H86V252H88L89 251ZM97 249V248H96ZM139 249L137 250L138 252H139ZM8 251L6 254L7 255H5L4 254V252H6V251ZM27 250H28V252L30 251V249H28L27 248ZM25 248H24V250H21V251H19L18 253L20 254V255H22V254H24L25 253V255H29V253L27 252V254H26V252L25 251H27ZM51 250V249H50ZM57 252H55V253H58V252H60L61 250L59 249V247L58 248H56L55 249ZM74 250V249H73ZM93 250V249H92ZM92 250L90 249V251H91V253H90V251H89V253H90V255L92 254V253H95V252H92ZM98 250V249H97ZM15 251H17V250H15ZM32 251V250H31ZM45 251H46V249H45ZM72 251V250H71ZM101 251V250H100ZM99 251V252H100ZM136 251V252H137ZM12 252V251H11ZM21 252V253H20ZM24 252V253H23ZM51 252V251H50ZM82 252H84V255H85V250L83 251L82 250ZM54 253V254H55ZM89 253H87V255H85V256H87V258L88 257H90V256H88V254ZM18 254V255H19ZM66 254V253H65ZM80 254H82L81 253V251H80V253L78 254V257H77V255H75V257H77V258H84L85 256L82 254V255H80ZM137 254H139V253H137ZM141 254H142V252H141ZM14 255V254H13ZM47 255V254H46ZM53 255V254H52ZM56 255V254H55ZM59 255L60 254H57V256L56 257H59ZM80 255V256H79ZM97 255V254H96ZM103 255V254H102ZM84 256V257H83ZM94 256V255H93ZM128 256V255H127ZM133 256L135 257L136 255H134L133 254ZM132 256V259L134 258ZM51 257V256H50ZM49 257V258H50ZM97 257V256H96ZM95 257V258H96ZM125 258V257H124ZM58 259V258H57ZM76 259V258H75ZM81 259H79V260H81ZM91 259H94V258H91ZM137 259H138V257H137ZM42 260H43V257H42ZM83 260H85V259H83ZM82 260V261H83ZM87 260H89V258L87 259ZM87 260H85V261H87ZM96 260V259H95ZM128 260V259H127ZM24 261V264H26L27 263V261L24 259L23 260ZM50 261V260H49ZM52 261V260H51ZM56 261V260H55ZM81 261V262H82ZM109 261V260H108ZM129 261V260H128ZM75 262V261H74ZM102 262H104V261H102ZM136 262V261H135ZM50 263V262H49ZM52 263H55L56 264V262H52ZM88 263H90V264H97V263H100V262H94L93 260H92V263H91V261H89ZM113 263V262H112ZM122 263V262H121ZM101 264V263H100ZM123 264V263H122ZM128 264V263H127Z\"/></svg>", "mask_w": 264, "mask_h": 264}]
</instances>
